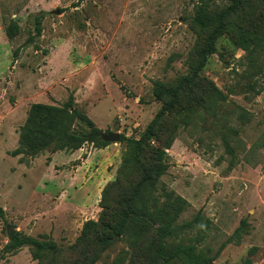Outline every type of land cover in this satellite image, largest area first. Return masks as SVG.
I'll return each mask as SVG.
<instances>
[{
  "label": "rangeland",
  "instance_id": "rangeland-1",
  "mask_svg": "<svg viewBox=\"0 0 264 264\" xmlns=\"http://www.w3.org/2000/svg\"><path fill=\"white\" fill-rule=\"evenodd\" d=\"M201 2L216 12L233 0H0V264H243L248 257L264 264V74L250 68L232 33L217 39L202 66L208 32L193 21ZM249 12L263 22L264 0H251ZM11 21L20 28L14 38L6 34ZM195 73L225 99L211 109L202 81L193 79L168 118L176 138L155 194L163 201L166 187L188 202L178 224L199 211L209 219L204 239L186 229L167 238L161 253L151 227L82 243L85 222L99 220L104 189L120 175L128 142L13 156L30 106L73 101L103 134L138 139L162 107L155 87ZM79 130L90 131L85 124ZM92 151L89 167L78 171ZM133 173L137 178L135 167L121 173L124 187ZM126 196L111 189L105 201L121 214ZM9 229L55 249L42 260L29 245L9 250Z\"/></svg>",
  "mask_w": 264,
  "mask_h": 264
},
{
  "label": "trees",
  "instance_id": "trees-1",
  "mask_svg": "<svg viewBox=\"0 0 264 264\" xmlns=\"http://www.w3.org/2000/svg\"><path fill=\"white\" fill-rule=\"evenodd\" d=\"M250 1L233 0L230 6L221 11L215 10L216 12H211L205 2L198 4L193 17L194 24L208 32L200 61L202 66L208 54L215 51L217 39L223 34L232 33L237 46L245 52L250 68L255 74H264V21L256 24L257 18L251 17ZM238 21H244V24H239ZM19 29V25L11 21L6 27V34L9 38H14ZM35 29L38 34L41 33L39 17L36 18ZM191 65L193 67L192 63ZM193 79L202 81L203 96L208 100L204 104L209 103L211 109L217 108L219 101L225 99L212 82L201 79L196 73L183 78L176 86L163 83L155 87V97L162 101V107L140 138L120 136V141L128 142L120 175L104 189L99 220L85 222L80 236L82 243L90 245L92 242H111L115 236L125 234L128 230H134L136 235L140 236L151 232V227L155 228L159 241L158 252L164 251L167 238L186 229H197L198 233L202 234V240L204 239L210 229L209 219L199 211L194 218L178 224L177 220L188 206V202L180 195L168 191L166 187L162 188L163 201L155 194L158 190L156 184L166 171L165 150L171 147L176 138V130L167 123L168 118L187 98L188 92L193 88ZM80 124L87 125L90 131L85 133L79 130ZM87 141L94 142L96 146H106L109 143L103 131L84 112L76 108L73 101L64 104L34 102L21 126L19 146L11 155L35 156L47 150L78 149ZM129 167H135L138 177H135V173L130 175L126 182L127 187H124L121 173ZM111 189H118L127 194L121 205V214L105 201ZM120 215L121 219L118 220ZM24 245L32 248L33 258L37 260H42L45 253L55 249L52 242L30 236L21 237L19 233L13 235L6 248L14 251ZM209 262L210 260H203V264ZM243 264H252L251 258H246Z\"/></svg>",
  "mask_w": 264,
  "mask_h": 264
},
{
  "label": "water",
  "instance_id": "water-1",
  "mask_svg": "<svg viewBox=\"0 0 264 264\" xmlns=\"http://www.w3.org/2000/svg\"><path fill=\"white\" fill-rule=\"evenodd\" d=\"M105 138L109 141H119L120 140V134L119 133L105 134ZM14 232H15L14 229H9V231H8L9 238H12ZM208 264H213V263L209 262Z\"/></svg>",
  "mask_w": 264,
  "mask_h": 264
},
{
  "label": "crops",
  "instance_id": "crops-1",
  "mask_svg": "<svg viewBox=\"0 0 264 264\" xmlns=\"http://www.w3.org/2000/svg\"><path fill=\"white\" fill-rule=\"evenodd\" d=\"M97 151H99V150H97ZM97 151H95V152L92 151V152H90L89 154H87V156L85 157V159L82 160L81 164L78 165L77 170H78V171H81V169L84 170L86 167H89V163L93 160L92 155H93L94 153H97Z\"/></svg>",
  "mask_w": 264,
  "mask_h": 264
}]
</instances>
